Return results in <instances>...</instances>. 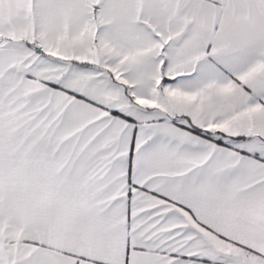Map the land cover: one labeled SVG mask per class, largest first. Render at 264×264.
Listing matches in <instances>:
<instances>
[{
	"label": "snow or ice",
	"instance_id": "obj_1",
	"mask_svg": "<svg viewBox=\"0 0 264 264\" xmlns=\"http://www.w3.org/2000/svg\"><path fill=\"white\" fill-rule=\"evenodd\" d=\"M0 264H264V0H0Z\"/></svg>",
	"mask_w": 264,
	"mask_h": 264
}]
</instances>
